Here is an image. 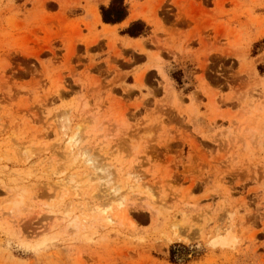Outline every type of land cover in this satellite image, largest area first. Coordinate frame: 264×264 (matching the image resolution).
<instances>
[{
  "label": "rangeland",
  "instance_id": "374dc122",
  "mask_svg": "<svg viewBox=\"0 0 264 264\" xmlns=\"http://www.w3.org/2000/svg\"><path fill=\"white\" fill-rule=\"evenodd\" d=\"M101 1L0 0V264H264V0Z\"/></svg>",
  "mask_w": 264,
  "mask_h": 264
},
{
  "label": "crops",
  "instance_id": "0c3cea01",
  "mask_svg": "<svg viewBox=\"0 0 264 264\" xmlns=\"http://www.w3.org/2000/svg\"><path fill=\"white\" fill-rule=\"evenodd\" d=\"M125 2H126V0H125ZM136 2L140 5V10H141V9L143 10V7L145 6L147 0H136ZM107 4H108V2L105 3V2H102V1H101V2L97 5V7H98V6H101V5L106 6ZM130 8H131V3H129V10H130ZM97 10H98V8H97ZM129 10H128L127 18H125V19H126L125 22L130 21V22H129V24H130V23H132V22H134V21H142V22H144L146 25H149V27H150V32L153 31V26H152L151 24L146 23V22L143 21L142 19H136V20L131 19V20H132V21H131V20H130ZM98 13H99V10H98ZM99 15H100V13H99ZM100 17H101V16H100ZM122 22H123V21H122ZM122 22H121V23H122ZM121 23H119V24H115L117 29H118V28H120V29H124V28H127V27L129 26V24H128V25L125 26V27H121V26H120ZM118 37H119L120 39H121V38H125V39H131V40H137V39H139V38H140V39H145L144 36H140V37H138V38H131V37L127 36V35H121V34H118ZM146 37H147V36H146ZM104 43H105V42H104ZM105 44H106V43H105ZM176 48H179V45H177L176 43H174V44H173V51H168V50H166V49H162V50H151V53H153V54L160 53L163 57H165V58L168 59V61L170 62V66H171L172 68L179 67V65H183V64H185V65H194V64H195V62H194V57H195V55H194L193 53H191V52H189V51H176ZM122 51H131V52H132V57H133L135 60H140V59H143V58L146 60V56H145L144 54H142V53H141L140 51H138V50H133V49L123 48V47H122ZM146 66H150V68H148V71H149V72L156 71V70H155V67H153V66H155V65L149 64V63H147V62H145V63L143 64L142 69H145Z\"/></svg>",
  "mask_w": 264,
  "mask_h": 264
},
{
  "label": "trees",
  "instance_id": "16d2710c",
  "mask_svg": "<svg viewBox=\"0 0 264 264\" xmlns=\"http://www.w3.org/2000/svg\"><path fill=\"white\" fill-rule=\"evenodd\" d=\"M100 16L104 24L115 25L127 18L129 6L125 0H110L107 6L100 7ZM149 28L142 21H134L127 28L120 32L121 35H127L131 38L148 35Z\"/></svg>",
  "mask_w": 264,
  "mask_h": 264
},
{
  "label": "bare ground",
  "instance_id": "6f19581e",
  "mask_svg": "<svg viewBox=\"0 0 264 264\" xmlns=\"http://www.w3.org/2000/svg\"><path fill=\"white\" fill-rule=\"evenodd\" d=\"M135 15L133 14V13H131L130 14V20L131 19H135ZM100 22H101V20H100ZM124 23H126V22H123L122 24H124ZM105 27H109V26H106L105 25ZM110 29H112V28H110ZM139 42V41H138ZM75 142V141H74ZM29 157V156H28ZM28 157L26 158L27 160H31V157H29V159H28ZM83 162L85 163V164H87L86 166H88L89 167V165H90V168H92V169H94L93 167H94V164H93V161L87 156L86 158H85V160H83ZM85 166V165H84ZM92 166V167H91ZM107 181V180H106ZM105 182V181H104ZM107 182H109V181H107ZM106 182V183H107ZM104 184V183H103ZM80 184H78L77 183V186H79ZM106 185V184H105ZM77 186H75V187H77ZM102 186V185H101ZM72 188H73V186H71ZM80 187H82V186H80ZM79 189V188H78ZM75 190H76V188H75ZM114 190V189H113ZM20 191H21V189H20ZM75 192V191H74ZM115 192H116V190H115ZM115 192H114V194H115ZM112 193V192H111ZM75 194H77V193H75ZM20 198V197H19ZM77 198V197H76ZM120 198H118V200H119ZM122 200V199H121ZM19 201V200H18ZM18 201H14L15 203L16 202H18ZM22 201V200H21ZM13 202V203H14ZM20 202V201H19ZM18 202V203H19ZM118 202V201H117ZM15 203H14V205H15ZM17 204V203H16ZM13 205V206H14ZM122 205H123V203H122V201H119L118 202V204H117V208H121L122 207ZM110 206V205H109ZM109 206H107L106 208H103V209H101V210H94V211H92L93 212V214H95V217H94V219L96 218V220L98 221V222H102V223H104L105 225L104 226H109V227H118L119 226V224H120V222H121V219H122V217L125 215V214H123V213H121L120 211L119 212H111L110 211V207ZM19 208V207H18ZM16 211L18 210V209H15ZM117 210V209H116ZM125 213V212H124ZM126 216V215H125ZM69 221H70V219H69ZM71 224H72V227H73V229H76V230H79V227H80V223L78 222V221H75L74 220V218L71 220ZM101 224V223H100ZM70 225V224H69ZM90 225V224H89ZM71 227V226H70ZM85 229V228H84Z\"/></svg>",
  "mask_w": 264,
  "mask_h": 264
}]
</instances>
